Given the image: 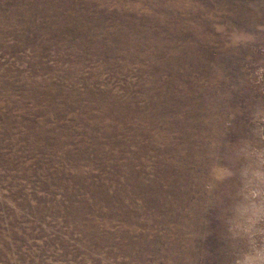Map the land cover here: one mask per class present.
I'll return each instance as SVG.
<instances>
[{"label":"rangeland","instance_id":"rangeland-1","mask_svg":"<svg viewBox=\"0 0 264 264\" xmlns=\"http://www.w3.org/2000/svg\"><path fill=\"white\" fill-rule=\"evenodd\" d=\"M259 135L264 0H0V264H232Z\"/></svg>","mask_w":264,"mask_h":264},{"label":"clouds","instance_id":"clouds-1","mask_svg":"<svg viewBox=\"0 0 264 264\" xmlns=\"http://www.w3.org/2000/svg\"><path fill=\"white\" fill-rule=\"evenodd\" d=\"M257 139L255 144L243 142L235 149L240 167L236 172L229 169L227 177L239 180L221 217L230 246L238 252L232 264H264V135Z\"/></svg>","mask_w":264,"mask_h":264}]
</instances>
